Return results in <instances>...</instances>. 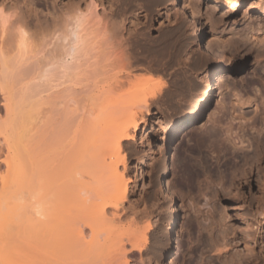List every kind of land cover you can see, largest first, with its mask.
I'll use <instances>...</instances> for the list:
<instances>
[{"label": "bare ground", "instance_id": "1", "mask_svg": "<svg viewBox=\"0 0 264 264\" xmlns=\"http://www.w3.org/2000/svg\"><path fill=\"white\" fill-rule=\"evenodd\" d=\"M243 1L221 0L224 17L238 12ZM258 1L247 0L246 11L256 9ZM113 2L18 0L32 44L27 52L18 53L11 33L0 39V264H131L132 260L144 264L140 253L156 214L144 203L140 211L129 198L140 176V164L152 152L143 149L131 164L132 172L126 148L138 133L146 144L161 82L150 85L152 81L142 72L126 69L131 59L126 39L132 30L123 27L122 17L119 22L110 21ZM171 2L179 3L177 11L188 19L195 42L209 56L216 57L227 48V40L209 37L196 22L197 10L190 0ZM77 11L87 13L83 44L76 57L66 62L53 36L62 30L63 15ZM221 70L213 66L187 114L170 120L167 143L175 140L168 143L170 154L159 171L162 178L156 176L154 194L156 208L166 207L169 212L165 240L157 247L160 264H172L177 223L165 173L170 162L178 160L187 133L200 127L213 94L225 85ZM257 83L251 81L246 88L256 91ZM165 98L168 102V95ZM256 126L253 133L259 143L264 138V112ZM246 143L243 152L255 154L254 143L249 139ZM236 150L233 159L241 160L245 153ZM225 159V149L220 147L217 160Z\"/></svg>", "mask_w": 264, "mask_h": 264}, {"label": "rangeland", "instance_id": "2", "mask_svg": "<svg viewBox=\"0 0 264 264\" xmlns=\"http://www.w3.org/2000/svg\"><path fill=\"white\" fill-rule=\"evenodd\" d=\"M113 1L110 21L119 22L122 17L123 27L127 25V31L132 30L126 33L130 37L126 39L130 41L126 50L130 51L131 59L125 68L134 69L137 74L142 72L140 75L152 81L148 82L150 85L153 81L161 82V99L167 102V95L169 99L160 103L159 96L152 105V131L146 138L147 145L138 133L133 145L126 148L132 172L131 164L136 158L147 148L152 152V157L140 164V176L129 198L139 210L145 204L156 214L140 253L144 264H160L157 247L165 240V225L169 220L166 207L156 208L154 194L156 179L162 178L159 171L170 154L167 150L175 140L167 143L170 120L187 114L203 77L215 65L220 70L223 68L225 85L213 94L210 108L213 110L204 112L200 127L187 133L179 161L170 162L165 173L177 219L171 261L172 264H264V215L261 214L264 138L258 143L253 133L264 112V0L258 1L259 6L251 12L246 11L247 0H244L240 10L228 18L223 15L221 0H190L197 10L195 20L206 34L229 42L216 57L209 56L207 49L195 42L188 19L176 9L179 3L174 6L172 0ZM251 81L260 82L256 91L246 88ZM179 137L177 133L176 138ZM252 137H256L254 141ZM247 139L254 143L255 154L243 152ZM220 147L225 149L224 161L217 160ZM235 150L247 157L235 161ZM212 162H217L216 170ZM250 254L252 257H248Z\"/></svg>", "mask_w": 264, "mask_h": 264}, {"label": "clouds", "instance_id": "3", "mask_svg": "<svg viewBox=\"0 0 264 264\" xmlns=\"http://www.w3.org/2000/svg\"><path fill=\"white\" fill-rule=\"evenodd\" d=\"M87 13L69 12L63 15V27L53 36V42L62 46L64 60L71 62L83 44ZM11 33L18 53L27 52L32 44V34L27 21L22 18L18 0H0V39ZM2 54V53H0Z\"/></svg>", "mask_w": 264, "mask_h": 264}]
</instances>
